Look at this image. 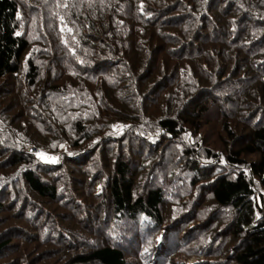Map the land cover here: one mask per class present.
Returning a JSON list of instances; mask_svg holds the SVG:
<instances>
[{
	"label": "trees",
	"instance_id": "obj_1",
	"mask_svg": "<svg viewBox=\"0 0 264 264\" xmlns=\"http://www.w3.org/2000/svg\"><path fill=\"white\" fill-rule=\"evenodd\" d=\"M263 198L264 0H0V264H264Z\"/></svg>",
	"mask_w": 264,
	"mask_h": 264
},
{
	"label": "rangeland",
	"instance_id": "obj_2",
	"mask_svg": "<svg viewBox=\"0 0 264 264\" xmlns=\"http://www.w3.org/2000/svg\"><path fill=\"white\" fill-rule=\"evenodd\" d=\"M123 127V125H118L116 128L117 129H121ZM67 149H69V146H67V144L66 143H62V144H60L59 146H58V148L54 151V150H50V149H47V148H40V150L41 151H49L50 153H54V158H49V157H43V156H40L39 154H38V157L40 158V159H42V160H46V161H54V159L56 158V156H57V153H58V151H60V150H67ZM96 187H97V185H96ZM263 200H264V198H263ZM263 205H264V203H263ZM263 209H264V206H263Z\"/></svg>",
	"mask_w": 264,
	"mask_h": 264
},
{
	"label": "built area",
	"instance_id": "obj_3",
	"mask_svg": "<svg viewBox=\"0 0 264 264\" xmlns=\"http://www.w3.org/2000/svg\"><path fill=\"white\" fill-rule=\"evenodd\" d=\"M25 149L33 151L35 153V155H37V156H38L39 152L41 151L39 148L31 146V145L26 146Z\"/></svg>",
	"mask_w": 264,
	"mask_h": 264
},
{
	"label": "snow or ice",
	"instance_id": "obj_4",
	"mask_svg": "<svg viewBox=\"0 0 264 264\" xmlns=\"http://www.w3.org/2000/svg\"><path fill=\"white\" fill-rule=\"evenodd\" d=\"M69 31H71V29H69Z\"/></svg>",
	"mask_w": 264,
	"mask_h": 264
}]
</instances>
